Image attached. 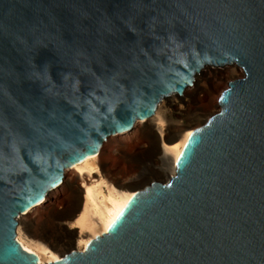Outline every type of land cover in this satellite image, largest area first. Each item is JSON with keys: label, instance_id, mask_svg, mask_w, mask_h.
Here are the masks:
<instances>
[{"label": "water", "instance_id": "95a60500", "mask_svg": "<svg viewBox=\"0 0 264 264\" xmlns=\"http://www.w3.org/2000/svg\"><path fill=\"white\" fill-rule=\"evenodd\" d=\"M230 65L173 175L48 264H264V0H0V264H38L17 218L66 169Z\"/></svg>", "mask_w": 264, "mask_h": 264}, {"label": "bare ground", "instance_id": "6f19581e", "mask_svg": "<svg viewBox=\"0 0 264 264\" xmlns=\"http://www.w3.org/2000/svg\"><path fill=\"white\" fill-rule=\"evenodd\" d=\"M240 72L235 65L204 68L199 74L203 80L195 77L182 96L162 100L152 117L138 120L131 132L107 138L97 154L66 169L59 186L34 208L19 214L16 241L23 251L35 255L38 264H48L58 261L57 254L69 248L85 250L93 239L106 233L139 189L145 156L153 154L157 169L169 179L200 117L217 112L211 110L218 105L205 111L200 102L219 80L233 79ZM126 136L128 141L118 140ZM148 181L158 182L155 178ZM35 212L38 220L33 218Z\"/></svg>", "mask_w": 264, "mask_h": 264}, {"label": "rangeland", "instance_id": "374dc122", "mask_svg": "<svg viewBox=\"0 0 264 264\" xmlns=\"http://www.w3.org/2000/svg\"><path fill=\"white\" fill-rule=\"evenodd\" d=\"M212 70H214L215 68H211ZM241 72L240 74L236 73L233 79H238L241 77ZM203 75H199L197 80H203ZM233 79L230 78H222L221 80H219L216 84V86L209 92L208 96L209 98H205V100H202L200 102V105H202V107H204V110H208V107L210 109V107L217 105V101L221 95V93L227 88V85L230 81H232ZM207 101L209 102V104L207 103ZM208 104V105H207ZM211 105V106H210ZM183 108V109H182ZM181 110H185V108L182 106ZM211 111H217L218 109H213ZM216 112V113H217ZM174 117H172L173 119ZM204 115H202L199 119V122L196 123V129L199 128L205 121H207L210 117H206L204 119ZM175 120V118L173 119ZM194 130V129H192ZM119 141H123L126 142L129 140V138L126 137H122V138H118ZM105 155L107 154V148H105L104 150ZM114 157V156H113ZM112 158L111 156H109V159ZM145 160H143V162H141L142 166L141 169L139 170V178H140V185H139V189L137 191L143 190L145 187H147L150 182L148 181L150 178H155L157 179L158 182H166L168 179V175L167 173H163L160 172V170L157 169L156 165L157 163L155 162L154 156L153 154L149 153L145 156L144 158ZM38 212L33 213V218H35V220L39 219V214L37 215ZM52 230V228H51ZM16 239V238H15ZM76 250V248H69L66 251H64L63 253H59L57 254V257H59V259H61L65 254L69 253L70 251ZM77 251V250H76ZM80 251V250H78Z\"/></svg>", "mask_w": 264, "mask_h": 264}, {"label": "snow or ice", "instance_id": "6c2138e0", "mask_svg": "<svg viewBox=\"0 0 264 264\" xmlns=\"http://www.w3.org/2000/svg\"><path fill=\"white\" fill-rule=\"evenodd\" d=\"M111 226V225H110Z\"/></svg>", "mask_w": 264, "mask_h": 264}]
</instances>
